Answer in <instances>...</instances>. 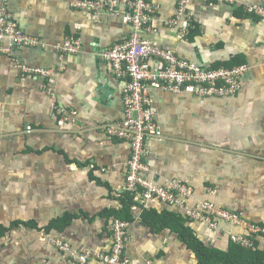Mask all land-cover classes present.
Instances as JSON below:
<instances>
[{
    "label": "crops",
    "instance_id": "1",
    "mask_svg": "<svg viewBox=\"0 0 264 264\" xmlns=\"http://www.w3.org/2000/svg\"><path fill=\"white\" fill-rule=\"evenodd\" d=\"M73 1L9 3L23 31L44 42L43 47L18 49L17 56L29 67L60 74L44 85L40 78L24 76L11 57L0 55V226L21 224L0 240V264H79L53 241L80 251L109 250L116 218L104 213L123 209L132 148L110 137L107 127L124 118L127 81L99 54L132 28L120 17L76 10ZM178 1L155 0L161 13L153 38L213 68L245 63L251 69L235 97L155 94V114L165 137L147 142V177L160 185L174 180L190 184L196 190L191 205L212 201L264 229V17L246 11L249 5L264 6V0H192L189 13L197 27L186 39L165 24ZM71 37L81 39L85 51L62 57L55 47ZM55 100L71 117L63 127ZM149 208L134 207L127 251L131 264H199L176 233L169 228L155 232L144 224L145 211H178L158 202ZM67 214L78 217L64 231L24 225L44 228ZM187 221L208 248L226 254L233 250L231 236L248 235L245 228L226 223L215 230ZM251 241L257 244L255 253L264 254V234Z\"/></svg>",
    "mask_w": 264,
    "mask_h": 264
},
{
    "label": "built area",
    "instance_id": "2",
    "mask_svg": "<svg viewBox=\"0 0 264 264\" xmlns=\"http://www.w3.org/2000/svg\"><path fill=\"white\" fill-rule=\"evenodd\" d=\"M191 1L179 0L174 17L165 22L166 26L176 29L182 39L188 38L197 27L194 17L189 13ZM9 3L10 0H0V55L11 57L15 67L24 76L40 78L46 85V81L59 75L60 71L29 67L17 56L18 49L43 47L44 42L23 31ZM72 6L76 10L96 15L106 13L120 17L123 23L132 28L129 35L99 54L119 79L127 81L124 118L107 127L110 137L125 141L132 148L124 191L135 194L137 207H143L144 210L158 202L182 213L190 221L208 224L215 230L220 228L221 223L245 228L248 235L231 236V241L241 248L257 252L251 238L264 234L263 228L249 224L241 214L217 208L212 201L191 205L190 201L196 192L192 185L180 180L168 181L165 185L157 184L147 177L150 169L146 163L149 154L147 142L165 137L155 114L156 93H187L199 99L235 97L251 67L244 64L216 69L185 59L173 47L153 38L159 33L156 23L160 21L161 13V6L155 0H74ZM246 11L264 17V6L249 5ZM55 49L62 57H66L83 53L85 46L81 39L71 37ZM56 100L53 106L60 116L59 125L63 127L71 121V117ZM113 226L112 246L103 252L92 249L80 251L62 240H54L53 245L61 254L79 264H91L93 261L98 264H131L127 251L132 222L116 219Z\"/></svg>",
    "mask_w": 264,
    "mask_h": 264
},
{
    "label": "trees",
    "instance_id": "3",
    "mask_svg": "<svg viewBox=\"0 0 264 264\" xmlns=\"http://www.w3.org/2000/svg\"><path fill=\"white\" fill-rule=\"evenodd\" d=\"M244 64L245 63H241L223 67L233 68ZM121 202L123 204L121 212L107 210L104 215L115 216L116 219L127 222H134L135 215L133 211L134 207L138 204L135 194L124 192L121 196ZM77 217V214H67L63 218L52 221L44 228H40L38 224L34 222L24 223V225L31 229L45 230L46 232L51 230L64 231L72 225ZM143 221L146 226L152 228L155 232H162L169 228L173 233H176L188 249L195 254L199 264H264V254H262V252L252 253L251 251L236 247V245H233V250L227 254L216 249L208 248L198 239L195 232L187 227V219L179 213L167 211L164 214H159L157 210L145 211ZM19 225L21 224L16 222L14 226L9 228L0 226V240L4 238L12 228L16 226L19 227Z\"/></svg>",
    "mask_w": 264,
    "mask_h": 264
}]
</instances>
